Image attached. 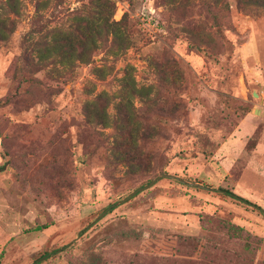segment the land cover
Here are the masks:
<instances>
[{"label":"rangeland","instance_id":"1","mask_svg":"<svg viewBox=\"0 0 264 264\" xmlns=\"http://www.w3.org/2000/svg\"><path fill=\"white\" fill-rule=\"evenodd\" d=\"M255 1L0 0V264H264ZM86 14L126 47L39 59Z\"/></svg>","mask_w":264,"mask_h":264},{"label":"trees","instance_id":"2","mask_svg":"<svg viewBox=\"0 0 264 264\" xmlns=\"http://www.w3.org/2000/svg\"><path fill=\"white\" fill-rule=\"evenodd\" d=\"M94 7L110 6V0H89ZM257 4L264 6V0H256ZM121 22H107L103 17L96 14H86L76 17V20L67 25L64 29H53L51 41H46L43 46L44 53L39 59L57 56L61 61L86 62L90 60V52L94 51L98 45L107 37L109 46L116 52L126 47V35L120 31ZM98 43V44H99ZM100 46V45H99ZM220 191L227 195H232L230 191L220 188ZM236 197L235 195H232ZM238 199H241L238 197ZM245 201L244 199H241ZM246 202V201H245ZM41 228L39 226L37 229ZM55 251V249L53 250Z\"/></svg>","mask_w":264,"mask_h":264},{"label":"water","instance_id":"3","mask_svg":"<svg viewBox=\"0 0 264 264\" xmlns=\"http://www.w3.org/2000/svg\"><path fill=\"white\" fill-rule=\"evenodd\" d=\"M157 178H158V177H157ZM153 181H154V179L151 180V181H149V182L147 183V185L151 184ZM199 186H201V185H199ZM144 187H145V186L138 187V188L134 189L133 191H131V192L129 193V196H130V195H133L137 190H141V189H143ZM201 187L206 188V187H204V186H201ZM123 200H124V199H121L119 202H121V201H123ZM111 206H112V204L108 205L105 209H108V208H110ZM105 209H104V210H105ZM103 213H104V211H102V212L97 216V218L100 217Z\"/></svg>","mask_w":264,"mask_h":264}]
</instances>
